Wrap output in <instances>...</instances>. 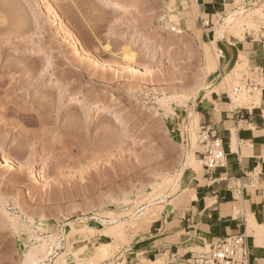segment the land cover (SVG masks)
Returning a JSON list of instances; mask_svg holds the SVG:
<instances>
[{
	"label": "rangeland",
	"instance_id": "obj_1",
	"mask_svg": "<svg viewBox=\"0 0 264 264\" xmlns=\"http://www.w3.org/2000/svg\"><path fill=\"white\" fill-rule=\"evenodd\" d=\"M117 1L131 6L0 0V264H169L168 253L133 254L134 244L185 204L202 169L197 154L186 167L193 138L202 150L198 99L223 77L230 95L250 65L207 70L210 43L175 1ZM243 1L231 6L239 15L214 19L216 31L260 6ZM216 36L240 38L225 27ZM180 174L184 184L168 183ZM120 222L117 234L101 231ZM44 240L45 257L28 261ZM202 246L180 249L185 264Z\"/></svg>",
	"mask_w": 264,
	"mask_h": 264
},
{
	"label": "crops",
	"instance_id": "obj_2",
	"mask_svg": "<svg viewBox=\"0 0 264 264\" xmlns=\"http://www.w3.org/2000/svg\"><path fill=\"white\" fill-rule=\"evenodd\" d=\"M235 1L175 0L182 13H189L182 23L198 32L203 42L215 38L218 26L215 18L240 13L231 9ZM243 4H260L251 10L257 26L246 27L243 39L223 36L217 40L223 69L234 66L240 56L247 59L250 67H264V24L260 26L264 21V0H244ZM222 91L219 88L210 97L201 96L196 106L201 127L222 140L226 165L211 170L202 165L192 178L185 204L165 210L147 236L136 240L134 248L138 249L133 254L151 260L153 256L168 253L169 264H185L180 249L199 247L210 238L245 233L251 264H264V90H260L259 102L236 107L232 106L230 95ZM201 152L196 150L200 161Z\"/></svg>",
	"mask_w": 264,
	"mask_h": 264
},
{
	"label": "built area",
	"instance_id": "obj_3",
	"mask_svg": "<svg viewBox=\"0 0 264 264\" xmlns=\"http://www.w3.org/2000/svg\"><path fill=\"white\" fill-rule=\"evenodd\" d=\"M255 90H264V67H250L244 74L241 82L233 87L235 95ZM200 144L203 146L201 161L207 170L224 167L227 162V154L220 138L212 137L208 130L201 127L199 132ZM206 252L195 253L189 264H251V254L248 237L245 233L234 234L219 239L210 238L203 243Z\"/></svg>",
	"mask_w": 264,
	"mask_h": 264
},
{
	"label": "bare ground",
	"instance_id": "obj_4",
	"mask_svg": "<svg viewBox=\"0 0 264 264\" xmlns=\"http://www.w3.org/2000/svg\"><path fill=\"white\" fill-rule=\"evenodd\" d=\"M109 1H112V0H109ZM170 1V0H169ZM172 2H174L175 0H171ZM114 2L118 5V6H120V7H125V8H127V7H129V6H131V4H129V3H126L127 1H117V0H114ZM171 2V3H172ZM177 14V13H176ZM176 14H169V16H170V22L171 21H173L175 18H177L176 16H178V14L176 15ZM255 13H250V14H248L247 15V17L246 18H243V19H237V20H234L233 21V23H231V24H222L221 25V28H219L217 31H216V33H221L222 32V29H224V27L226 28V29H228V31L229 32H232L233 34H235V35H237V37L239 36L241 39H243L244 38V32H245V30H246V24L247 23H251L253 26H257L256 25V23L254 22V21H252L251 19L250 20H248L249 18H252L253 17V15H254ZM170 24V23H169ZM169 26H171L172 27V25L170 24ZM177 30V29H176ZM179 30V29H178ZM178 32V34L179 33H183V31H181V30H179V31H177ZM239 38V39H240ZM215 39V40H214ZM211 42H209L210 44V46H211V48H212V53H211V51L209 50V47H206V49H205V51H206V57H207V65H208V67H207V65H206V67H207V70H208V68H209V71H211V72H217L218 71V69L220 68V61H219V57L222 55V50H217L214 46H215V44H216V40H217V36H215V38H214ZM204 44H206V45H204V46H208V44L207 43H204ZM133 54H131L130 55V57H131V60H134V56H132ZM127 56V55H126ZM240 60L237 62V67H239V68H242L243 66H245V65H247V59L244 57V56H240V58H239ZM228 72V71H227ZM219 73H220V71H219ZM234 79H236V78H234ZM223 81H224V83L220 86V89H223V90H225V91H227V92H229V88H228V82H226L227 84H225V81H226V78L225 77H223ZM241 94H246V96H247V98H246V101H245V103H247V104H249V105H251L252 104V102H254V103H256V102H259V99H260V90H255V91H253V93L251 94V93H246V92H242V93H239L238 95H235L233 92L232 93H230V97H231V99H232V106L233 107H236V106H238L239 105V103H238V101H236L235 99H237V97L236 96H240ZM169 100V99H168ZM239 100V99H238ZM240 101L242 102L243 100H241L240 99ZM164 103L166 102V101H163ZM231 103V102H230ZM234 103H236V104H234ZM243 103V102H242ZM103 110H105V109H103ZM109 110H112V109H109ZM113 112H116V110L115 109H113ZM116 118H117V122H126V117L123 115V114H119V113H116ZM195 123H196V121H195ZM193 127V126H192ZM124 128H127V127H125L124 126ZM190 128V127H189ZM193 130V129H192ZM126 132V136H130L131 135V131L130 130H125ZM192 141V143H191V148H190V151H189V153H188V155L186 156L187 158H186V167H188V168H190L191 166H196L195 165V163H197L198 162V159H196V152H195V148H196V146H197V143H196V141L194 140V138H193V140H191ZM190 173V172H189ZM190 179H191V177H189ZM188 177H185V180H184V178H183V181L185 182V184L187 183L188 184V179H189ZM182 179V174H180V177H179V179H168L170 182H168V183H171V185L172 186H175V187H179V182H181L180 180ZM167 183V184H168ZM182 183V182H181ZM182 184H184V183H182ZM248 217V216H247ZM251 217V216H250ZM135 218V217H134ZM102 220V219H101ZM115 220V219H114ZM249 221H250V219H249ZM252 222H254V220L252 221ZM102 223L104 224L105 223V221H103L102 220ZM134 223V222H133ZM136 223V222H135ZM132 224V223H131ZM253 224V223H252ZM123 225V222H120V223H118V224H115V225H113V226H109V227H106V228H104L103 230H101V231H103V232H105V233H111V235L113 234H117V233H119L117 230H118V228L119 227H121ZM50 240V239H49ZM56 239H53V242L55 241ZM55 243V242H54ZM59 245V244H58ZM48 246H49V242H48V240H44V241H42V243L40 244V246H38L37 248L35 247V248H33V250H30L29 252H28V255H26L27 256V258L26 259H29L28 261H39V260H42L45 256L44 255H46V253H47V251L50 249H48ZM34 247V246H33ZM100 248L102 249V252L103 253H105V252H107L106 250L104 251V249L106 248V246H105V244L104 245H101L100 246Z\"/></svg>",
	"mask_w": 264,
	"mask_h": 264
}]
</instances>
